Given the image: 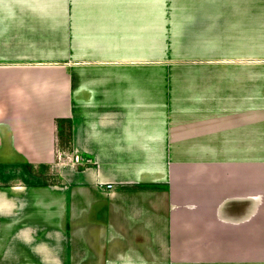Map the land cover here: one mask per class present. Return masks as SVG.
I'll return each mask as SVG.
<instances>
[{
  "label": "crops",
  "instance_id": "1",
  "mask_svg": "<svg viewBox=\"0 0 264 264\" xmlns=\"http://www.w3.org/2000/svg\"><path fill=\"white\" fill-rule=\"evenodd\" d=\"M58 119L82 162L57 161ZM244 261L264 0H0V264Z\"/></svg>",
  "mask_w": 264,
  "mask_h": 264
},
{
  "label": "rangeland",
  "instance_id": "2",
  "mask_svg": "<svg viewBox=\"0 0 264 264\" xmlns=\"http://www.w3.org/2000/svg\"><path fill=\"white\" fill-rule=\"evenodd\" d=\"M69 126L68 125H66V131H65V129L64 130H61V134H63L62 136H61V140H60V147H59V158H64V160L63 161H60L59 160V162H67V160L68 159H72L73 157H74V153H73V151H71V149H70V134H69ZM73 150V149H72ZM65 153V154H64ZM72 157V158H71ZM69 161H71V160H69ZM42 170V169H41ZM13 172V177L12 178H10V179H8V181H11V180H16V179H21L23 176H22V174H21V172H19V171H12ZM42 172V171H41ZM46 175V174H45ZM7 177V176H9V173H7V174H3L2 175V177ZM5 177V178H6ZM5 178H3L4 180H5ZM51 178H53V177H51ZM58 178L56 177V180H57ZM3 180V181H4ZM243 264H251L250 262H248V261H244L243 262ZM264 264V263H263Z\"/></svg>",
  "mask_w": 264,
  "mask_h": 264
},
{
  "label": "trees",
  "instance_id": "3",
  "mask_svg": "<svg viewBox=\"0 0 264 264\" xmlns=\"http://www.w3.org/2000/svg\"><path fill=\"white\" fill-rule=\"evenodd\" d=\"M66 125H68L70 128H69V134L70 136H72V126H71V121L70 120H65V119H58L57 120V143H56V154H57V161L59 162L60 161H63L64 158H59V147H60V140H61V136L63 134H61V130H64L66 131ZM70 149L71 151L72 150V146H71V137H70ZM65 154V153H64Z\"/></svg>",
  "mask_w": 264,
  "mask_h": 264
},
{
  "label": "built area",
  "instance_id": "4",
  "mask_svg": "<svg viewBox=\"0 0 264 264\" xmlns=\"http://www.w3.org/2000/svg\"><path fill=\"white\" fill-rule=\"evenodd\" d=\"M73 161L78 164V163L82 162V158L80 155L75 154L73 157Z\"/></svg>",
  "mask_w": 264,
  "mask_h": 264
}]
</instances>
